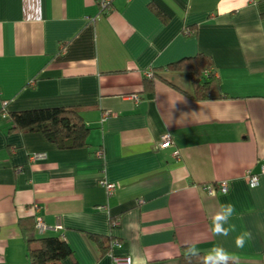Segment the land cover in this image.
<instances>
[{
    "label": "crops",
    "instance_id": "0c3cea01",
    "mask_svg": "<svg viewBox=\"0 0 264 264\" xmlns=\"http://www.w3.org/2000/svg\"><path fill=\"white\" fill-rule=\"evenodd\" d=\"M200 53L216 97H193L189 73L168 68ZM148 69L166 78L148 87ZM49 106L81 113L86 145L13 128L10 112ZM263 165L264 0H0V264H30L29 223L70 244L62 264H181L186 242L264 264ZM223 181L227 192L207 191ZM225 203L236 209L226 238L211 232Z\"/></svg>",
    "mask_w": 264,
    "mask_h": 264
},
{
    "label": "trees",
    "instance_id": "16d2710c",
    "mask_svg": "<svg viewBox=\"0 0 264 264\" xmlns=\"http://www.w3.org/2000/svg\"><path fill=\"white\" fill-rule=\"evenodd\" d=\"M211 59L206 54H197L171 62L168 68L186 71L191 77L192 88L187 91L196 98L216 97L218 92V79L210 68ZM208 68L210 72L204 74ZM166 76L154 70V76ZM168 78V77H167ZM146 85L153 86V79L146 78ZM13 128L16 130L40 129L52 142L60 148L81 147L87 144L90 127L86 124L81 113L73 106H49L28 108L10 112ZM35 223H29L27 251L30 264H62L67 258H74V251L63 236H43L34 232ZM98 242L102 253H106V238L93 235ZM186 247V246H185ZM185 247L180 255L181 264H189L185 257ZM201 257L205 253L200 252ZM76 264H79L76 260ZM191 264H202L201 259L193 258Z\"/></svg>",
    "mask_w": 264,
    "mask_h": 264
},
{
    "label": "clouds",
    "instance_id": "9594fccd",
    "mask_svg": "<svg viewBox=\"0 0 264 264\" xmlns=\"http://www.w3.org/2000/svg\"><path fill=\"white\" fill-rule=\"evenodd\" d=\"M235 211V206L232 203H225L220 205L219 210L211 215V232L214 236L226 238L235 231V225L230 223ZM249 239H251L250 233H241L235 238V246L242 249ZM185 257L189 260V264L193 258L201 259L202 264H238L237 256L229 253L220 245L214 246L201 257L200 250L196 245L186 242Z\"/></svg>",
    "mask_w": 264,
    "mask_h": 264
},
{
    "label": "built area",
    "instance_id": "2783aa9c",
    "mask_svg": "<svg viewBox=\"0 0 264 264\" xmlns=\"http://www.w3.org/2000/svg\"><path fill=\"white\" fill-rule=\"evenodd\" d=\"M111 2L112 0H100V6L102 9H108L111 8ZM146 76L149 78L154 77V71L152 69H148L146 70ZM136 100L139 99V96L135 93L131 94ZM107 116V114L105 115V117ZM173 144V140L172 137L170 136L169 133H165L162 136V140L159 142V146L161 147H165L168 145H172ZM103 150L99 149L97 150V154L98 155H102ZM176 153L178 154L179 152L176 151ZM38 154H35V156H37ZM262 170L264 171V165L262 167ZM248 179H249V183L252 187L257 186L259 184V173L257 172H253L251 170L248 171ZM101 184L106 188L107 193L109 196H112L115 192L116 189V184L112 183V182H108L106 179H103L101 181ZM206 189L209 193L213 194L216 191H220V192H227L228 191V183L227 181H223L218 183L217 185L215 184H207L206 185ZM142 202V201H140ZM100 208H106V206H102ZM116 224L117 222H113V225ZM58 228H62L61 225H58ZM47 229V225L46 223L43 221L42 218L38 217L37 221H36V231L40 234L44 233ZM114 246H120V242L116 241L113 243L112 247ZM113 258V261L115 264H131L132 263V258L127 256V257H122V256H115L113 254H110Z\"/></svg>",
    "mask_w": 264,
    "mask_h": 264
}]
</instances>
